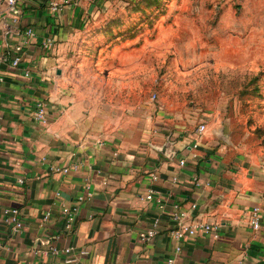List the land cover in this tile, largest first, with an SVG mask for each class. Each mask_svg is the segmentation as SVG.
I'll return each mask as SVG.
<instances>
[{"label": "crops", "instance_id": "crops-1", "mask_svg": "<svg viewBox=\"0 0 264 264\" xmlns=\"http://www.w3.org/2000/svg\"><path fill=\"white\" fill-rule=\"evenodd\" d=\"M48 2L24 5L21 27L32 25L35 35L25 37L20 65H12L8 48L0 59L5 78L0 94V264H167L169 256L175 264H264L259 152L227 136L220 112L199 114L192 105L201 100L143 95L146 87L163 85L157 59L168 50L158 47L144 65L147 47L136 44L141 51L129 61L127 41L143 34L108 27L119 24L110 14V0H70L56 12ZM48 36L56 40L53 49L43 45ZM22 38L0 25V41ZM164 80L171 85L168 75ZM39 100L45 102L47 122L34 115ZM203 121L207 128L195 148ZM181 158H186L184 165ZM75 161L79 168L68 173L51 169ZM150 187L163 195V208L146 198ZM80 195L85 199L79 201ZM175 202L187 208L196 204L192 215L197 219L219 221L220 236L199 232L181 242L175 239L170 232ZM64 204L79 205L72 229L66 227ZM256 205L261 207L259 228L250 223ZM6 207L20 209V231L5 220ZM46 210L52 212L48 221L43 220ZM156 218L158 234L141 239L140 231ZM53 246L58 254L51 252ZM66 247L72 251L64 252ZM82 249L88 253L81 254ZM70 255L76 259L67 262Z\"/></svg>", "mask_w": 264, "mask_h": 264}, {"label": "rangeland", "instance_id": "rangeland-1", "mask_svg": "<svg viewBox=\"0 0 264 264\" xmlns=\"http://www.w3.org/2000/svg\"><path fill=\"white\" fill-rule=\"evenodd\" d=\"M110 1L119 24L108 27L143 34L127 41L129 61L141 51L136 44L147 47L144 65L158 47L168 50L157 59L163 85L143 95L201 100L192 107L209 116L220 112L227 136L256 149L264 165V0Z\"/></svg>", "mask_w": 264, "mask_h": 264}, {"label": "built area", "instance_id": "built-area-1", "mask_svg": "<svg viewBox=\"0 0 264 264\" xmlns=\"http://www.w3.org/2000/svg\"><path fill=\"white\" fill-rule=\"evenodd\" d=\"M29 0H1L0 3V25L3 27L9 29L10 31L17 32V34H20L24 36L21 40L10 43L8 40H2L0 41V59L6 58L3 54V52L8 48L12 53L11 63L13 66H19L22 59H23V52H24V45L27 42L26 38L32 37L35 35V29L32 25H28L26 27H21V17L23 13L24 5ZM70 0H62V2L56 1V0H49L48 4L52 11H59L62 8V4L69 3ZM26 37V38H25ZM55 38L53 36H48L44 41L43 45L47 49H53L55 45ZM4 75L0 72V94H1V86L4 82ZM157 97L156 93L152 94V98L155 99ZM34 115L37 119L47 122V111L45 102L43 100H39L37 102V108L34 112ZM207 128L206 122H200L198 125V138L193 143V146L195 148H198L202 141L201 136L205 132ZM197 154H195L196 156ZM186 163V158L180 159V164L184 165ZM80 166V162H73L70 165L67 166H60V165H53L51 169L56 172H64L68 173L71 169H78ZM153 179H158L157 172L152 173ZM177 179V177H175ZM105 182L107 178L104 179ZM195 180L199 184V178L195 176ZM22 181V179L20 180ZM86 195H91V192L89 191V185H87V192ZM146 198L148 200H154L160 208H163L165 205V199L163 195L154 188L150 187ZM85 199L84 195H80L78 197L79 201H82ZM196 207V204H192L190 208L182 206L180 203L175 202L173 205V209L171 212V216L174 220V227L170 230L172 236L177 239L179 242H181L184 239H187L189 237L196 236L199 232L209 233L212 234L214 237L218 238L220 236V222L219 221H203L201 219H197L193 217L192 210ZM79 210V205L73 204V205H67L64 204L62 207V212L66 217V227L69 229L73 228L74 221L76 218V215ZM5 215V220L9 222L12 225V229L15 231H20L24 226V220L20 216V209L17 207H6L3 210ZM52 218V212L51 210H46L43 213V220L48 221ZM250 223L254 228H259L261 226V207L256 205L252 208L250 211ZM158 224H159V218H156L153 222V225L146 229L142 230L139 233V236L143 240H152L155 238V236L158 234ZM1 247V243H0ZM181 250V245L176 246V252H179ZM66 253H70L72 251L71 247H66L64 250ZM51 252L54 254H58L60 252L58 247L53 246L51 249ZM81 254H87V249H82L80 251ZM76 259L75 256L70 255L66 258L67 262H72ZM167 264H175V257L169 256L167 258ZM250 264H254V262H250Z\"/></svg>", "mask_w": 264, "mask_h": 264}]
</instances>
